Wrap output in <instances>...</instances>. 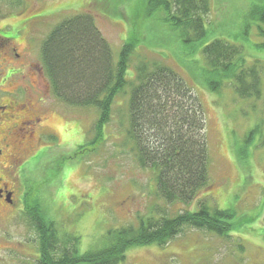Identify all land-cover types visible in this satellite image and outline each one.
<instances>
[{"label": "rangeland", "instance_id": "rangeland-1", "mask_svg": "<svg viewBox=\"0 0 264 264\" xmlns=\"http://www.w3.org/2000/svg\"><path fill=\"white\" fill-rule=\"evenodd\" d=\"M253 1L210 0L204 25L209 40L240 45L243 66L259 71V98L240 97L228 81L217 91L207 89L202 54L184 49L177 35L160 23L162 13L147 12L145 0H0V28L15 33L20 47L27 46V59L43 70L40 48L48 32L63 18L87 11L114 61L129 31L139 39L128 80L140 59L162 62L185 78L202 105L211 185L187 205L160 199L152 172L141 168L129 150V87L115 96L103 140L91 152L79 151V145L93 134L96 108L66 104L50 91L45 114L56 136L44 135L33 147L41 152L31 156L20 180L32 207L60 231L79 236L81 252L108 231L136 225L139 216L195 209L209 190L210 204L233 213L229 236L186 227L165 244L128 248L118 264H264V49L256 46L262 38L246 17ZM24 211L22 206L0 223V264H38L37 232Z\"/></svg>", "mask_w": 264, "mask_h": 264}, {"label": "trees", "instance_id": "trees-1", "mask_svg": "<svg viewBox=\"0 0 264 264\" xmlns=\"http://www.w3.org/2000/svg\"><path fill=\"white\" fill-rule=\"evenodd\" d=\"M145 6L150 14L162 13L160 23L177 35L184 49L202 54L206 65L201 75L207 89L217 91L228 81L240 97H260L259 71L255 66H243L240 45L223 38L209 40L204 16L210 0H145ZM246 17L255 22L262 38L256 46L264 49V0L251 2ZM138 44L134 31H129L114 61L93 16L81 11L52 27L42 41L40 55L58 99L98 111L93 134L79 145V151H94L103 140V126L110 121L115 96L129 87L125 137L129 150L141 168L152 172L160 199L188 205L211 185L202 105L185 78L162 62L140 59L128 80L126 73ZM208 192L195 209L139 216L136 225L106 232L84 252L79 249V236L60 231L40 209L32 207L26 191L23 207L37 232L38 264H118L125 260L128 248L165 244L186 227L229 236L233 213L210 204Z\"/></svg>", "mask_w": 264, "mask_h": 264}, {"label": "flooded vegetation", "instance_id": "flooded-vegetation-1", "mask_svg": "<svg viewBox=\"0 0 264 264\" xmlns=\"http://www.w3.org/2000/svg\"><path fill=\"white\" fill-rule=\"evenodd\" d=\"M8 30L0 28V223L22 210L20 176L31 156L41 152L33 147L44 135L56 136L45 114L50 82L44 70L27 59V46L20 47L16 34Z\"/></svg>", "mask_w": 264, "mask_h": 264}]
</instances>
